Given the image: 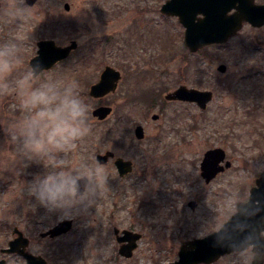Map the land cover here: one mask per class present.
I'll use <instances>...</instances> for the list:
<instances>
[{
  "label": "rangeland",
  "instance_id": "obj_1",
  "mask_svg": "<svg viewBox=\"0 0 264 264\" xmlns=\"http://www.w3.org/2000/svg\"><path fill=\"white\" fill-rule=\"evenodd\" d=\"M166 1L36 0L27 2L32 14L23 23L12 19L2 3L0 44L20 43L22 66L13 79L30 70L38 41L79 43L68 59L36 81H75L88 106L91 132L67 163L94 165L97 155L107 151L115 156L105 164L107 187L87 213L73 219V229L54 239L41 237L63 219L27 192L29 181L48 162L28 159L8 142L4 125L19 112L15 96L0 98V255L17 226L31 239L30 249L48 254L54 264H161L172 258L174 234L204 233L220 224L233 208L226 198L231 194L237 200L242 186L253 184L264 168V27L242 29L224 44L191 52L178 18L161 13ZM107 64L122 72L118 90L93 98L90 86ZM182 84L212 90L207 109L165 99ZM148 89H163V102L135 99ZM101 104L114 108L104 121L92 114ZM138 124L145 129L143 140L135 136ZM217 147L226 150L232 165L207 183L201 162L206 151ZM117 156L134 161L133 173L119 175ZM197 199L204 214L193 213L188 204ZM206 207L217 215L210 219ZM115 227L143 234L132 260L120 259ZM58 250L67 257L59 259Z\"/></svg>",
  "mask_w": 264,
  "mask_h": 264
},
{
  "label": "clouds",
  "instance_id": "obj_2",
  "mask_svg": "<svg viewBox=\"0 0 264 264\" xmlns=\"http://www.w3.org/2000/svg\"><path fill=\"white\" fill-rule=\"evenodd\" d=\"M11 12V18L25 22L33 6L27 0H0ZM20 43L10 39L0 44V98L13 95L19 115L4 125L8 142L32 161H47L44 171L33 176L27 192L47 212L58 218L74 219L87 213L107 187L109 176L105 164L96 161L68 164L79 142L91 132L88 106L80 99L78 84L57 80L36 83L43 72L37 61L30 70H21ZM226 201L238 209L230 221L211 234L197 237L210 240L213 249H228L237 264H264V227L249 228L240 209L251 203Z\"/></svg>",
  "mask_w": 264,
  "mask_h": 264
},
{
  "label": "water",
  "instance_id": "obj_3",
  "mask_svg": "<svg viewBox=\"0 0 264 264\" xmlns=\"http://www.w3.org/2000/svg\"><path fill=\"white\" fill-rule=\"evenodd\" d=\"M27 2L33 5L36 0H27ZM1 7L2 3H0ZM65 8L69 9V4H65ZM234 8L236 9L235 12L229 14V11ZM161 11L166 15L179 17L180 22L186 28L185 45L191 52H197L212 44L227 42L243 28L245 22H250L257 27L264 25V5L256 4L250 0H225V8L222 11L216 10L215 0H168L163 4ZM198 14H203V17L197 20ZM37 45V55L30 60V66L39 61L42 64L43 72L52 69L57 63L68 58L79 47V43L76 40H72L68 45L61 46L54 39H43L38 41ZM226 69L227 66L224 64L219 66V70L222 72H225ZM121 79L122 72L120 70L112 65H106L100 75V79L90 86L89 94L93 98L99 99L114 93L117 91ZM213 97L214 92L212 90L189 87L185 84L180 85L165 96L170 101L180 100L196 103L203 110L207 109ZM112 113L113 107L110 105H100L92 111L93 116L99 121L108 119ZM159 117L160 115L154 114L152 118L157 120ZM135 136L139 140L145 138V129L142 125L136 126ZM114 156V152L107 151L105 154H98L97 161L101 164H108L110 158ZM226 156V150L222 147L206 151L201 162V176L207 183L232 165L230 161L226 160ZM114 163L121 177L128 175L134 170V162L122 156L117 157ZM258 184H264V173L257 180L256 185ZM258 193L259 189L254 187L249 207H256L254 202ZM189 205L193 208L194 201H190ZM242 210L240 209V211ZM72 228L73 220L63 219L48 231L42 233V236L56 238L68 233ZM120 232V229L115 228L116 234ZM122 232L124 236H119L118 240L120 242L129 241V243L122 245L119 253L125 257H132L137 247L136 243L141 239L142 234L128 229H124ZM13 233L16 236L10 241L8 252H15L18 249L29 247L30 239L24 235V232L19 227H15ZM208 253L201 251L190 255L184 253V249H182L179 261L168 264H187L186 259L188 260V258L192 257L204 259L208 256ZM24 256L28 259V264H46L41 256H35L29 252L25 253Z\"/></svg>",
  "mask_w": 264,
  "mask_h": 264
},
{
  "label": "flooded vegetation",
  "instance_id": "obj_4",
  "mask_svg": "<svg viewBox=\"0 0 264 264\" xmlns=\"http://www.w3.org/2000/svg\"><path fill=\"white\" fill-rule=\"evenodd\" d=\"M250 1L255 2L256 4H259V5H264V0H250ZM215 8L218 11H222L225 8V0H215ZM235 10H236L235 8L230 10L229 14L235 12ZM201 17H203V14H198L197 20ZM176 18H178V17H176ZM180 24L184 28V26L181 22H180ZM263 27H264V25L257 27V26L252 25V23H250V22H245L243 29H245V28L260 29ZM184 30H185V28H184ZM134 168H135V163H134ZM133 171H132V173H133ZM263 173H264V168L261 170H258L253 184H250L247 186H242L241 190L239 191L241 195L238 196V198H237V200H241L243 202H248V201H250V198H251L252 189L254 187L259 189L257 199L254 202L256 207L255 208L249 207V208L242 210V214L246 217V224L249 228H255L257 226L264 227V184L256 185L257 180L260 179V177L262 176ZM260 190H261V192H260ZM191 201H194V207L193 208L191 207V210L193 211V213L204 214V212L202 210L201 203H199V200L197 199V200H191ZM207 211L209 213L210 219L214 218L217 215V211L214 208L210 209V208L206 207V212ZM237 211H238V209L233 206V208L222 219L223 221L220 224H217L216 226L212 227V229H210L207 232H204L203 234H211V233L216 232L220 228H222L224 225H226V223H228V221L231 219L232 215L235 214ZM46 231L41 232L40 236L45 238V236H42V233H44ZM200 234L201 233L174 234L173 236H174V239L176 242L170 248L171 252H172V255H171L172 258L167 259L166 261L162 262L161 264H168V263H173V262L179 261L180 253H181L182 249H184V253L190 254V255L192 253L197 254L201 251H206V253L209 252L208 256L205 257L204 259H197V258H193V257L188 258V260L186 259L187 264H237L235 258L233 257V255L230 253V251L228 249H226V248L225 249H213L210 246L211 245L210 240H200L197 238ZM24 235L26 236L25 233H24ZM15 236L16 235H14V238H15ZM114 236H115V240L117 242L116 247L118 249L117 252H118L120 259L132 260L134 258V256L137 254L138 250L140 249V243L143 240V234H142L141 239H139L136 243L137 247L134 250L132 257H125L119 253L120 247L124 244L129 243V241H121L120 242L118 240V237L124 236V233L123 232H120L117 234L114 233ZM26 237H28V236H26ZM46 237L51 238L50 236H46ZM51 239H54V238H51ZM11 240L12 239L9 240L7 247L1 248V255H0L1 264H28V259L24 256V254L27 252L32 253L35 256H41L45 260L46 264H54L52 258L48 254H46V253L44 254V253H41L38 251L35 252V251L30 249L31 239H30V245L28 248H26V249L21 248V249L16 250L15 252H8L7 249L9 247V243ZM58 251H59V253H58ZM58 251H57L56 255H58L57 257L59 259H62V258L64 259L65 257H67V254H65L63 250H58Z\"/></svg>",
  "mask_w": 264,
  "mask_h": 264
},
{
  "label": "trees",
  "instance_id": "obj_5",
  "mask_svg": "<svg viewBox=\"0 0 264 264\" xmlns=\"http://www.w3.org/2000/svg\"><path fill=\"white\" fill-rule=\"evenodd\" d=\"M162 93H163V89L159 92H157L156 89H148V90H143L141 93L138 94L137 98H135L136 100H140V101H145L148 102V104H154V103H162Z\"/></svg>",
  "mask_w": 264,
  "mask_h": 264
}]
</instances>
